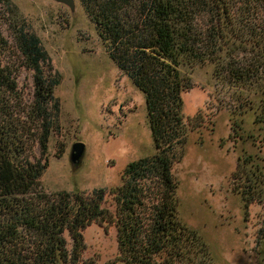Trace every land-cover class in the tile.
Listing matches in <instances>:
<instances>
[{
    "label": "trees",
    "instance_id": "16d2710c",
    "mask_svg": "<svg viewBox=\"0 0 264 264\" xmlns=\"http://www.w3.org/2000/svg\"><path fill=\"white\" fill-rule=\"evenodd\" d=\"M79 1L110 58L144 93L155 152L126 166L113 192L114 213L103 205V189L44 191L42 156L60 110L61 73L26 22L9 23L13 45L0 23V264H94L81 260L84 230L95 222L115 225L124 264H214L210 244L180 216L174 168L184 157L189 121L200 115L185 121L182 94L191 83L179 67L211 62L231 83L259 88L255 121L264 130V0ZM23 69L32 72V90L20 82ZM36 142L39 158L31 150ZM255 175H247L250 194L242 196L264 204ZM263 243L264 226L257 248Z\"/></svg>",
    "mask_w": 264,
    "mask_h": 264
},
{
    "label": "rangeland",
    "instance_id": "374dc122",
    "mask_svg": "<svg viewBox=\"0 0 264 264\" xmlns=\"http://www.w3.org/2000/svg\"><path fill=\"white\" fill-rule=\"evenodd\" d=\"M9 1L13 9L0 1L6 38L13 45L10 22H26L62 77L55 91L60 110L42 156L48 164L40 185L51 194L91 195L103 189V205L114 213L113 192L122 185L126 166L155 152L145 95L110 58L79 0L74 10L55 0ZM217 67L211 62L179 67L191 83L182 94L185 121L200 115L189 121L184 157L174 168L180 216L210 244L214 264H264V243L257 248L264 204L242 196V191L250 194L247 175H260L264 186V130L255 121L263 94L231 83ZM20 74L25 90H32V72L23 69ZM25 98L29 102L30 95ZM77 142L85 149L73 161ZM31 150L41 156L37 142ZM102 224L84 230L81 263L124 264L115 225ZM65 236L71 249L73 239L69 232Z\"/></svg>",
    "mask_w": 264,
    "mask_h": 264
},
{
    "label": "water",
    "instance_id": "95a60500",
    "mask_svg": "<svg viewBox=\"0 0 264 264\" xmlns=\"http://www.w3.org/2000/svg\"><path fill=\"white\" fill-rule=\"evenodd\" d=\"M59 3H62L66 6H68L71 10H74L76 8V0H55ZM84 143L77 142L73 146V152H72V160L76 161L80 159L84 153Z\"/></svg>",
    "mask_w": 264,
    "mask_h": 264
}]
</instances>
